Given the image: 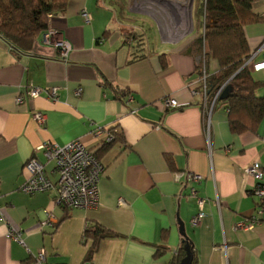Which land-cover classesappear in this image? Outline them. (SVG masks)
Here are the masks:
<instances>
[{"label": "crops", "instance_id": "1", "mask_svg": "<svg viewBox=\"0 0 264 264\" xmlns=\"http://www.w3.org/2000/svg\"><path fill=\"white\" fill-rule=\"evenodd\" d=\"M191 1L68 0L48 18L71 44L64 61L57 47L42 42L43 32L18 53L0 37V264H37L42 250L43 264H169L183 243L180 222L193 264H264V215L257 216L264 196L252 193L264 186V117L254 130L235 134L222 102L206 107L190 93L199 56L188 48L202 32ZM252 10L264 17V0H252ZM243 31L252 62L262 61L264 20ZM206 69L215 73L217 62L208 59ZM249 70L264 95V69ZM31 85L56 87V96L29 98ZM164 96L181 107L164 109L156 103ZM35 111L45 113L43 124L32 119ZM96 126L116 135L99 153L105 171L96 208H68L54 203L52 192L19 190L30 157L57 179L39 145L81 138L92 146ZM253 165L259 172L247 174ZM180 171L202 179L178 182ZM191 186L205 199L197 225L190 222L198 211ZM44 209L56 223L41 229ZM244 220H254L252 228L238 225ZM88 224L114 235L91 256V240L82 236ZM10 225L23 243L7 235Z\"/></svg>", "mask_w": 264, "mask_h": 264}, {"label": "trees", "instance_id": "2", "mask_svg": "<svg viewBox=\"0 0 264 264\" xmlns=\"http://www.w3.org/2000/svg\"><path fill=\"white\" fill-rule=\"evenodd\" d=\"M195 2L196 8L197 4H201L198 11L203 18L202 34L193 40L188 50L203 57L204 64L210 58L218 64V70L208 75L206 104L208 106L212 104V108L221 102L225 105L232 133L252 131L264 117V95L256 93L262 84L255 81L249 67L244 66L249 53L243 27L264 20V17L253 12L252 0H195ZM67 4L68 0H0V37L13 51L17 53L28 51L38 34L47 29L49 15L63 12ZM199 64L195 73L201 71ZM226 86L231 87L228 96L223 100L215 99L217 91ZM108 130L114 134V139L96 150L97 157H100L102 149L116 139L112 129ZM82 236L84 240L88 238L91 240L88 250V256H91L101 239L114 235L98 224H88ZM182 242L169 264H179L185 256L186 241L183 239Z\"/></svg>", "mask_w": 264, "mask_h": 264}, {"label": "built area", "instance_id": "3", "mask_svg": "<svg viewBox=\"0 0 264 264\" xmlns=\"http://www.w3.org/2000/svg\"><path fill=\"white\" fill-rule=\"evenodd\" d=\"M83 20L89 21L90 14L86 11H82ZM50 16V15H49ZM59 31L53 27H47L43 32L42 42L44 44H53L59 49V59L66 60L71 51V44L64 39L59 38ZM264 45V44H263ZM262 45V46H263ZM253 55H249L245 61L244 66L251 67L253 69H264V59L262 61L253 63ZM202 62V64H199ZM204 58L199 56L198 64L201 66L200 73H196L195 79L188 83V88L192 96H200L202 102L206 104V94L208 89V71L206 64H204ZM223 88H220L215 99L219 97ZM56 87H40L30 86L26 90V95L29 98L38 97L44 94L48 97L56 96ZM76 93H80V89L76 90ZM23 97L17 96L15 101L20 103ZM166 110L179 109L181 107L180 102L172 96H164L157 102ZM212 107V104L211 106ZM135 112L134 109L131 110ZM210 111L208 112V114ZM208 117V115H207ZM46 115L43 111H35L32 115L38 124H43ZM209 119V118H208ZM208 125V122H207ZM96 126L91 136L95 138V142L92 146L84 144L81 138H75L63 145H59L55 142H45L37 147L42 151L45 160L53 163V171L57 175V179L52 181L46 174L44 164L38 161L35 157H30L24 164L26 171V177L24 182L20 185L19 190L25 194L32 195L37 192H52L53 202L68 208L80 207L84 209H93L98 205V185L99 181L105 171V166L97 157L96 150L102 147L104 144L113 141L114 134L107 130ZM247 174L255 175L259 172L257 166L253 165L245 169ZM174 179L178 182L191 181L198 183L201 181L202 176L190 171H180L174 174ZM252 193L257 197L263 198L264 186L258 185L254 187ZM189 196L194 197L197 202L198 211L192 216L190 222L192 225H197L203 215L202 207L205 199L197 195V190L194 186H191ZM43 219L39 223V228L53 227L56 223L55 216L47 209L42 210ZM264 215V205L259 206L257 210V216ZM2 218V215H0ZM256 221V219H255ZM254 220H244L239 222V226L244 229L252 228ZM7 235L10 238L16 239L19 243H23L21 238V231L16 226H8ZM35 262L37 264H43L44 252L39 251L36 253Z\"/></svg>", "mask_w": 264, "mask_h": 264}, {"label": "water", "instance_id": "4", "mask_svg": "<svg viewBox=\"0 0 264 264\" xmlns=\"http://www.w3.org/2000/svg\"><path fill=\"white\" fill-rule=\"evenodd\" d=\"M230 86H226L222 92L220 93L219 95V100H223L225 99L227 96H228V93L230 91ZM179 230H180V233L182 234V236L184 237V241H186V235H185V232H184V225L182 222L179 223ZM184 248H185V256L180 260L179 264H191L192 263V259H193V254L191 252V245L189 242H185L184 244Z\"/></svg>", "mask_w": 264, "mask_h": 264}, {"label": "rangeland", "instance_id": "5", "mask_svg": "<svg viewBox=\"0 0 264 264\" xmlns=\"http://www.w3.org/2000/svg\"><path fill=\"white\" fill-rule=\"evenodd\" d=\"M192 1H194V5H195V14H194V23L196 22V20L198 19L199 21H200V26H202V23H201V19H203L201 16H200V13H199V11H198V8H199V5H201L200 3L199 4H197V8H196V2H195V0H192ZM191 1V2H192ZM199 1V0H198ZM195 31H198L197 29H195ZM201 34H202V32H201ZM200 33H197V37L198 36H200L201 35Z\"/></svg>", "mask_w": 264, "mask_h": 264}, {"label": "bare ground", "instance_id": "6", "mask_svg": "<svg viewBox=\"0 0 264 264\" xmlns=\"http://www.w3.org/2000/svg\"><path fill=\"white\" fill-rule=\"evenodd\" d=\"M207 107V106H206Z\"/></svg>", "mask_w": 264, "mask_h": 264}]
</instances>
